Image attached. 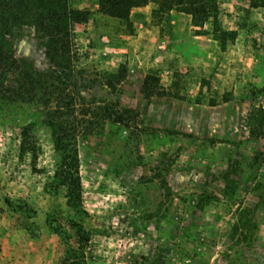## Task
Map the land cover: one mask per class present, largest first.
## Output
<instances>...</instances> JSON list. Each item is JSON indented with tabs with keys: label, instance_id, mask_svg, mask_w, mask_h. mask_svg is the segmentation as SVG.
I'll return each instance as SVG.
<instances>
[{
	"label": "rangeland",
	"instance_id": "374dc122",
	"mask_svg": "<svg viewBox=\"0 0 264 264\" xmlns=\"http://www.w3.org/2000/svg\"><path fill=\"white\" fill-rule=\"evenodd\" d=\"M70 1L92 13L73 32L67 86L77 113L111 104L133 114L128 128L108 122L79 139L78 213L52 185L45 109H0V264H63L78 231L90 238L86 264H264V109L252 97L264 86V7L218 0L222 29L236 33L222 50L212 24L196 28L155 3L125 22L95 0ZM36 35L25 27L11 40L17 61L51 72ZM148 75L165 96L143 93ZM30 122L35 172L31 156H19Z\"/></svg>",
	"mask_w": 264,
	"mask_h": 264
},
{
	"label": "trees",
	"instance_id": "16d2710c",
	"mask_svg": "<svg viewBox=\"0 0 264 264\" xmlns=\"http://www.w3.org/2000/svg\"><path fill=\"white\" fill-rule=\"evenodd\" d=\"M99 13L128 22L132 10L149 3L158 5L163 13L179 11L191 17L192 25L203 29L212 24L213 34L222 50L236 33L222 29L218 0H95ZM253 7H264V0H255ZM92 17L87 9L74 8L70 0H0V109L13 104H29L45 109L42 123L50 129L56 153L52 185L63 193L69 210L82 213L83 184L78 141L81 137L100 134L106 123L129 127L133 111L117 110V105H106L100 110H83L77 113V98L69 92L67 81L72 67L73 32L79 25L87 24ZM25 27L33 28L46 56L54 65L51 72L40 73L23 67L17 61L11 40ZM121 80L124 74H120ZM159 79L146 76L142 91L152 96H165ZM112 86V83L110 84ZM261 98L264 109V86L253 93ZM78 114V115H77ZM93 115L87 121L86 116ZM80 117L84 119L79 120ZM264 122V112L261 114ZM35 122L21 127L19 156H31L33 171H37L38 144L34 136ZM234 189L233 181L229 179ZM231 184L233 186H231ZM229 185V184H228ZM232 195V194H231ZM50 228H52L50 226ZM90 238L78 231L77 247H69L63 264H86V250Z\"/></svg>",
	"mask_w": 264,
	"mask_h": 264
},
{
	"label": "built area",
	"instance_id": "2783aa9c",
	"mask_svg": "<svg viewBox=\"0 0 264 264\" xmlns=\"http://www.w3.org/2000/svg\"><path fill=\"white\" fill-rule=\"evenodd\" d=\"M161 48H164V45H162V47Z\"/></svg>",
	"mask_w": 264,
	"mask_h": 264
}]
</instances>
